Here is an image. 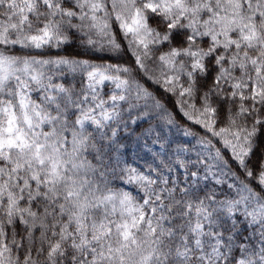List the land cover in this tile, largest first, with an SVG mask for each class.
I'll return each instance as SVG.
<instances>
[{
  "label": "snow or ice",
  "instance_id": "6c2138e0",
  "mask_svg": "<svg viewBox=\"0 0 264 264\" xmlns=\"http://www.w3.org/2000/svg\"><path fill=\"white\" fill-rule=\"evenodd\" d=\"M0 264H264V0H0Z\"/></svg>",
  "mask_w": 264,
  "mask_h": 264
}]
</instances>
